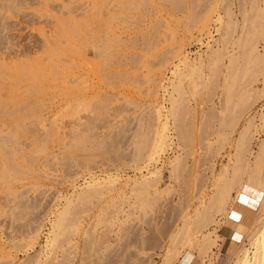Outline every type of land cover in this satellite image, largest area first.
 Listing matches in <instances>:
<instances>
[{
  "label": "rangeland",
  "instance_id": "obj_1",
  "mask_svg": "<svg viewBox=\"0 0 264 264\" xmlns=\"http://www.w3.org/2000/svg\"><path fill=\"white\" fill-rule=\"evenodd\" d=\"M227 1L176 0V5L175 0H0V175H7L0 177V264H63L64 260L66 264H163L167 250L174 245L171 242L176 230L182 227L188 214H193L202 194L212 191V179L227 164L240 131L252 118L257 129L251 136L247 158L254 160L264 140V122L260 120L264 111V63L261 67L255 65L257 69L251 63L250 70L244 60L240 61L239 94L244 95L248 89L257 91L254 102L249 104L251 109L245 108V96L240 95L235 99L237 105L231 107L233 112L221 118L219 111L224 102L223 72L229 63L227 56L242 50L234 46L242 33L243 14L240 13L246 10L248 19H253H249L250 23L255 21L259 25L262 21L264 24V0L258 2L260 9L254 0H231L239 27L233 42L227 46L229 49H225L223 70L210 72L204 68L202 77L195 79L197 86L193 90L190 81L183 82L186 108L183 103L182 116L177 114L179 119L183 118L178 120L181 127L174 128L170 120V139L174 144L157 163L135 170L136 144L144 137L152 139L150 133L155 121L151 106L156 100L164 102L169 116L171 102H168L167 90L172 91L174 67L184 55L190 60L201 54L206 58L207 45H214V40L220 38L221 20L225 19L222 7ZM210 6L213 7L208 30L197 28L188 32L187 22ZM258 38L261 39L258 41ZM254 45L263 56L264 36H258ZM30 72L36 75L34 82L28 77ZM247 81L253 85H243ZM242 108L246 109L245 113ZM231 113L240 114V119ZM225 118L227 123L222 121ZM182 128L185 135L193 129L190 135H194L186 140L191 139L190 150L187 143L177 139L176 131ZM61 131L66 132V137ZM64 140L68 143H62ZM45 143L50 145L47 147ZM44 148H47L43 151L45 155ZM175 155H182L184 164L181 162V169L178 165L173 179L170 171ZM158 167L163 174L156 186L159 194L155 189L149 195L131 193L129 182ZM109 174L121 179L118 192L94 201L77 200L81 188L92 176L102 181ZM263 194L257 190L254 195L259 200ZM70 200L74 206L69 216L73 217V213L74 217H67L73 224L80 223L79 229L83 224L82 228L70 229L72 223L67 219L64 223L67 231L51 250L46 245L51 239L52 223ZM238 204L240 213L251 210L249 196L240 195ZM251 211L255 213L256 209ZM217 219H221L220 223L213 226H217L215 231L221 238L207 258L202 259L196 250L194 253L184 250L174 264L189 256L192 257L189 264H204V260L205 264L235 262L233 249L249 244L247 234L243 232L245 237L237 234L235 226L226 222V216ZM229 225L233 229L229 230Z\"/></svg>",
  "mask_w": 264,
  "mask_h": 264
},
{
  "label": "bare ground",
  "instance_id": "obj_2",
  "mask_svg": "<svg viewBox=\"0 0 264 264\" xmlns=\"http://www.w3.org/2000/svg\"><path fill=\"white\" fill-rule=\"evenodd\" d=\"M253 2H254V5H256V8L260 9L259 8L260 6L258 7V5L260 4V3L258 4L259 0H254ZM174 3L176 4V0H175ZM176 5H178V3ZM232 5H233V2L231 0H228L224 4V7H222L223 8L222 11L224 13L225 19L224 20H221L222 21L221 22L222 25H221V29H220L221 32L219 33L220 38L214 40V42H213L214 45L213 44L212 45H207L209 51L206 54V58H204L203 56H201L202 55L201 54L197 59L190 60L187 55H184L183 58H181L180 61H179L180 64L177 65L176 67H174L175 68L174 69L175 71L173 72V74L175 76V81L172 82L173 80H171V86H170L172 91L171 92H168L169 90H167L168 97L170 96L169 97L170 98V101H168V102H171L170 103L171 108H169V116H168V114L166 115L167 112H166V106L164 105V102H161V101L156 100L155 103L151 106V107H154L153 108L154 109V111H153L154 112V118L153 119L155 121V123H153V130L150 128L152 130L151 131L152 133H150L151 136H152V139L150 137L149 138L148 137L147 138L144 137V139H142L141 142L139 141L140 142L139 144H136L137 145V147H136L137 148L136 149L137 153H136V155L134 157L135 158L134 163L136 164L137 167L135 168V170L136 169H140L142 165H144V167H145V166H149L150 164L157 163L158 160L161 158V156L165 153L166 149L174 144L173 143V140L170 139V130H171L170 128H172L171 125H170V120L172 119V122H173L172 125L174 126V128L175 127L176 128L177 127H181V125H180L181 121H179V125H178V120H183V118L179 119L178 118V115L180 114L179 117H181L182 114H183V113L181 114V112H183V110H182L183 109L182 108L183 107V103H184V100L183 99L185 98V96H184L185 95V88L183 87L184 86L183 85L184 84L183 82L185 80H187V82L190 81V84L192 85V88L191 89L193 90V88H195L197 86V83H195V79L202 77V75L204 73V70H205L204 68L207 67L208 68V71H210V72H214V71L220 70V69L223 70L221 63H223L224 60L226 59L225 58V56H226L225 49L228 48L227 46L230 45V42H233L234 34L236 33V29H238V27H239V26L237 27L238 23L234 19V15L235 14L233 12ZM212 7L213 6H210V7L206 8L202 13H200V14L198 13V15L195 13L196 16L193 14L195 17H193L192 20H189L187 22V24L185 26L186 30L188 32H190L192 29L194 30V29H197V28L198 29L202 28L201 31H203V30L205 31V29H207V27L209 26V22L211 20V14H210V12L212 11L211 10ZM251 7L254 8L253 4H252ZM241 9L243 10V8H241ZM241 9H240V11H241ZM248 12H249V10H248ZM240 14L241 15L243 14L242 33L240 34L239 38L234 42V44H235L234 46H236L237 49L239 48V50L240 49H242V50H240L241 51L240 53H238L239 52V50H238V52H237L238 54H231L230 55L228 53L229 55L227 56L228 57V60H229V63H228V65H226L224 67V70L225 71L223 72L225 74V76H224L225 77V83L223 85L224 91H222V92H224V94H222V95H224V102L222 101V104L223 105L221 106L222 107L221 108V111H219V114L221 115V118H224V116L227 113L233 112L232 109L234 108L235 99L237 97H239L240 95H242V94H239L241 88L239 87V85H240L239 84V77H240L239 74H240V72L238 73V71L241 70L239 68L242 66L240 64V61H243L244 60V62L248 64V68H250L249 65H251V63H253L254 66H252V67H255L256 69H257V66H260V64H263L264 63V55L263 56H260L258 54V49L254 45V41L257 40V37L258 36H260V37L262 35L264 36V24L261 23L262 21L259 23V25H257V22H255V21L252 22V23H250L249 22V19L250 18L248 19V14H247V11L246 10L242 11ZM250 17H251V15H250ZM258 17H261V15L258 16ZM250 20H253V19H250ZM260 20H262V19H260ZM187 31H185V32H187ZM209 31H210V29H209ZM259 39H261V38H258V41H259ZM60 47H62V46L60 45ZM58 52L62 53L61 51H58ZM60 53H59V55H61ZM56 56H57V54H56ZM2 58H4V57H2ZM223 58H225V59H223ZM47 61H49V60H47ZM50 63H52V62H50ZM55 65H57V64H55ZM255 65H257V66H255ZM223 66H224V64H223ZM263 67H264V65H263ZM50 68H52V67H50ZM251 68H250V70H251ZM31 70H33V69H31ZM54 70H55V68H54ZM222 70H220V71H222ZM258 70H259V67H258ZM258 70H255V71L258 72ZM260 71H261L260 73L262 74V70L261 69H260ZM38 73L40 75V72H38ZM254 75H256V73ZM254 75H252V76H254ZM28 77L31 78V81L32 82H34L37 79V78H35L36 75H35L34 72H30L28 74ZM45 77H47V76H45ZM250 79H251V76H250ZM75 80H77V79H75ZM80 80H78V82L83 81V80H81V81ZM251 81H253V80H251ZM45 82H48V80L45 81ZM69 82H70V80H69ZM247 83H248V81H247ZM247 83L245 82V84H243V83L242 84L245 85V86H247V87H251V85H253L252 84L253 82L251 83V85H250V83H248L250 86ZM80 84L81 85L83 84L85 86L84 83H80ZM247 87L245 89H247ZM236 88L238 89V91H237ZM56 89H55V91H57ZM62 92H64V91H62ZM65 93H66V90H65ZM236 93H238L239 95H237ZM256 95H257V91H254L253 89H248V90L245 91L244 95H242V98H243V96H245L244 97L245 98V101L243 102L245 108L246 107L249 108L251 106L249 104H250V102H252V100L254 102ZM67 96L69 97V94ZM92 98H93V96H92ZM239 99H241V98H239ZM184 105H185V103H184ZM236 105H237V103L235 104V106ZM84 106L85 105H83V107ZM103 106H104V104L102 105V107ZM231 107H232V109H231ZM251 107H250V109H251ZM97 108H98V105H97ZM185 108H186V105L184 106V109ZM248 108H246V109H248ZM98 109H101V107L98 108ZM179 109H180V111H178ZM244 109L242 108V111ZM244 111H243V113H245ZM184 112H185V110H184ZM40 113H41V111H40ZM231 114L233 115L234 113H231ZM237 114L235 113V115H233V116H236L235 119L238 120L240 114H238V115ZM235 119L232 118L233 121ZM260 120L262 122H264V111L260 115ZM222 121H225L227 123L228 120L226 121V118H225V120H222ZM54 122H55V120H54ZM224 126L225 125H223V127ZM228 126H229V124H228ZM255 128H256L255 118L254 119L253 118L252 119H248L246 121V123L244 124L242 130L239 133V137H238V140L236 142V145H235L234 152H233L232 156L229 158L227 164L223 165L222 168L219 170V173H218V175H216L217 177L215 178V180L212 179L214 181V183L212 184V187H213V189H211L212 191L210 193H206V191L203 193V190H202V192H200V194H202V193L203 194L200 197V202H199L198 206L195 208L193 214H190V215L188 214L186 216V218H184L185 220H183L184 223H183L182 227L179 230H176L177 232H175V234L173 235V238H172V242L171 243L174 244V245L171 248H169V250H167L165 259L163 260L164 261L163 264H174L178 259H180L181 256H183L182 253H183L184 250H189L190 252L192 251L193 253L195 252L194 250H196L198 252V255L200 257H202V259L207 258L209 252L216 246V244L218 243L219 239L221 238V236L217 234V231H215L217 226L215 227V225L213 226V224L220 223L221 219L218 220L217 217L222 216V215L226 216V222L228 224H231V225H234L235 226L236 231H237V234H241L242 236L245 237V235L243 234V232H246V234H247L246 235V237H247L246 239L249 242L248 245L243 244L242 246H239L240 249H235V248L233 249V253H235V256H234L235 257V262L233 264H264V194L262 195L261 199H259V200L254 195L257 190H262V192L264 193V177H262V175L264 174V140L260 144V146L258 148V151H257V154L254 156V160H250L249 158H247V152H249V147H248L249 146V142H251V139H253V137L251 138V136L253 135V131L257 129V128L255 129ZM183 129L184 128H182L180 131H178L179 129H177V131L174 129L176 131V133H178V136H177L178 138L177 137L176 138L177 139H180L179 141H181V143H183V144H186L187 143L188 145L186 144V146H187V148H188V146H190L188 148L190 150V148H191V145H190L191 144L190 143L191 139H189V142H187L186 140H188L187 137H190L191 138V136L194 135V134L190 135L192 133L190 131H192L193 129L191 128L192 130H190V128H189L190 131H189V133H187L188 135H185L186 132H185V129L184 130ZM57 130H58V128H57ZM57 130H55V131H57ZM186 131L188 132V130H186ZM45 132H49V131H45ZM51 132H53V131H51ZM58 132H60V130ZM61 132H63L64 133L63 135L66 137V135H65L66 132H64V131H61ZM67 132H68V130H67ZM45 134H47V133H45ZM54 134H56V132ZM223 134L225 135V133H223ZM229 134H231V133H229ZM60 135H62V134L60 133ZM48 136H49V134H48ZM60 139H62V138H60ZM55 140H56V138H55ZM171 140H172V142H170ZM45 141H47V140H45ZM51 141H53V140H51ZM179 141H178V143H180ZM40 142H41V140H40ZM65 142L66 141L64 140V142H62V143L65 144ZM66 143H68V142H66ZM45 144H47V143H45ZM48 145H50V144H47V147H48ZM176 145H177V148L178 147L181 148L180 145H178V144H176ZM186 146L184 145V147H183V145H182L183 148H185ZM45 149H47V148H44L42 150V152ZM171 150H172V148H171ZM48 151H50V148L48 149ZM67 152H69V151H67ZM70 152H71V150H70ZM182 152L185 153L186 151L182 150ZM39 153H40V151H39ZM43 153L41 155H43ZM48 154H51L52 155L51 152L48 153ZM250 154H252V153H250ZM44 155H45V153H44ZM45 159H47V158H45ZM84 161H87V160L84 159ZM181 162L182 163L184 162L182 155L181 156L180 155L179 156H176L175 155L174 160L171 161L172 170L170 171V173H171L170 176H172L175 172H178V168L181 166ZM178 165H179V167H178ZM1 166H2V164H1ZM180 169H181V167H180ZM185 169H186V167H185ZM161 171H162L161 168L159 169V167H158L157 169H153L152 171L151 170H148V174L145 175V176L143 175L139 179H136V178H135V180L133 179L131 182H129L130 183L129 185H132V189H131L132 192L131 193H135V194H137L139 196H143V195H149L150 190L151 189H153V190L155 189V193L157 194L158 192L156 190V186H157V184L159 182H161L160 180H161L162 175H163L161 173ZM183 171H185V170H183ZM183 171H181V172H183ZM12 172H14V170ZM3 174L4 173H2V176L4 178H5V176L7 177V175H3ZM190 174H191V172H190ZM193 174H194V171H193ZM11 175H12V173H11ZM15 175H17V174H15ZM245 175L247 176V179L246 180L244 179V176ZM2 176L0 175V177H2ZM16 177H18V175ZM174 177L176 178V176H174ZM4 178H1V180L4 179ZM172 178H173V176H172ZM175 178H173V179H175ZM127 180H129V179H127ZM18 181H19V179H18ZM120 181H121V179L117 175L115 176L113 174L107 175L102 181H100L99 179H97V177L94 178L92 176V178H91L90 181L85 182V186L83 188H81V192L77 196L78 198L77 197L76 198H77V200L79 199L82 202L84 200H86V201L89 200L90 201L91 199H93V201H94V199H96V198L98 200V198H102L106 194H110V193L115 192V191L118 192V189H119L118 184L120 183ZM7 185H10V184H7ZM5 186H6V184H5ZM204 188H209V187H204ZM120 190H123V189H120ZM120 190H119V192H120ZM163 191H166V190H163ZM200 194H198V195H200ZM240 195L249 196L250 197L251 204H249V205H250L251 210H255L256 209V212L255 213L253 211H251V210L246 211V212L244 211L245 213H240V207H239V204H238V197ZM121 196H123V195H121ZM73 198H71V199L73 200ZM195 198H196V195H195ZM103 199H104V197H103ZM191 199H193V198H191ZM197 199H195V200H197ZM72 200L68 201L67 205L64 207V210H62L61 212H59V214H57V216L55 215L56 216V219L52 223V232H51V236H50L51 239L48 242L49 244L46 245V246H51V250L55 246H57V244L60 242L59 241V238L61 239L60 236L63 235V232L66 230V226L64 225V223L67 221V219L69 220V218L67 216H69L71 206H72V204H74L73 203L74 200L73 201ZM195 200H191V201L193 202ZM79 203H81V202H79ZM193 204H195V203H193ZM89 205H91V204H89ZM92 205H91V207H92ZM142 205H144V204H142ZM73 206H72V208H73ZM76 207H74V208H76ZM87 208H89V207H87ZM94 208H95V206H94ZM84 209H86V208H84ZM230 209H231V212H229ZM71 210L73 212V209H71ZM86 210L87 211H90L89 209H86ZM81 212H84V211L81 210ZM74 213H77V211L74 212ZM107 213H109V212H107ZM130 213H132V211ZM84 214H85V212H84ZM84 214L81 215V216H84ZM120 214H121V211H120ZM72 215L74 217V214L73 213H72ZM69 217L73 218L71 215ZM128 217H129V215H128ZM76 219H77V217H76ZM76 219L75 220L73 219V220L74 221H77ZM239 219L241 220L240 222H234V220L237 221ZM107 221L109 222V220H107ZM69 222H70V220H69ZM93 222H97V221L95 220ZM70 223H72V224H70V229H74V230H78L79 229L80 223L73 224L74 222L72 220H71ZM115 223H116V221H115ZM82 225H81V228H82ZM90 226H91V224H90ZM210 226H212V228L213 227L214 228L213 229H209ZM68 227H69V225H68ZM87 227H89V226H87ZM105 227H109V226H105ZM81 228L79 230H81ZM104 229L106 230L107 228H104ZM88 230H92V229L90 228ZM105 230H104V233L106 232ZM38 232H39V230H38ZM91 233H92V231H91ZM104 233H102V236L103 237H104V235H103ZM29 236H31V235H29ZM89 236H90V233H89ZM102 236H100V238ZM48 240H49V238H48ZM102 240L104 241V243L106 242L105 241L106 239H102ZM92 241H93V238H92ZM171 243H170V245H171ZM61 244H62V242H61ZM109 244H111V243H109ZM178 245L180 246V248L178 247ZM110 246H112V245H110ZM74 247H75V245H74ZM97 247L100 248V245L97 246ZM55 250H56V248H55ZM109 250H110V248H109ZM100 251H101V249H100ZM51 253H52V251H51ZM76 253H77V251H76ZM63 254H65V253H63ZM71 254H73V253L71 252ZM37 256H39V255H37ZM54 256L56 257V255H54ZM199 256H198V258H200ZM55 257L53 259H55ZM50 258H52V256ZM191 258H192L191 256L185 257L180 264H189L190 261H191L190 260ZM61 259H63V258H61ZM210 259H213V258H210ZM71 261H73V260H71ZM67 262H68V260H67ZM54 263H52V264H54ZM64 263H65V260H64L63 264ZM203 263L205 264V260L203 261ZM35 264H39V263L36 262ZM69 264H71V263L69 262Z\"/></svg>",
  "mask_w": 264,
  "mask_h": 264
},
{
  "label": "crops",
  "instance_id": "obj_3",
  "mask_svg": "<svg viewBox=\"0 0 264 264\" xmlns=\"http://www.w3.org/2000/svg\"><path fill=\"white\" fill-rule=\"evenodd\" d=\"M240 221H241L240 219H239V220H237V221H235V220H234V222H240ZM227 227H228V229H229V230H230V229H233V228H232V226H230V225H229V226H227ZM234 231H235V230H234ZM227 238H228V237H227Z\"/></svg>",
  "mask_w": 264,
  "mask_h": 264
}]
</instances>
